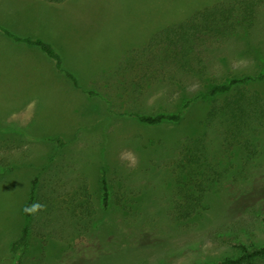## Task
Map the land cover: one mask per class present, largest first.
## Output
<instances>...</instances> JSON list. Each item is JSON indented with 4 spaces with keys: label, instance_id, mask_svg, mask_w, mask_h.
Listing matches in <instances>:
<instances>
[{
    "label": "rangeland",
    "instance_id": "1",
    "mask_svg": "<svg viewBox=\"0 0 264 264\" xmlns=\"http://www.w3.org/2000/svg\"><path fill=\"white\" fill-rule=\"evenodd\" d=\"M229 1L67 0L54 6L0 0L2 28L54 40L79 83L77 89L44 80L39 61L13 51L17 48L0 37V264H209L236 255L228 241L264 245V127L249 152L225 137V119L206 128L211 102L192 106L181 123L161 126L107 111V101L124 109L123 88L113 73L131 52L142 51L157 33L195 12ZM205 60L206 79L263 71L264 0L255 27L213 44ZM162 88L154 85L140 109H162L168 102ZM247 89L264 99V81ZM30 100L33 108L10 115ZM55 137L66 146L60 149ZM201 138L216 169L207 185L212 193L187 217L191 195L180 184L184 148L186 141ZM103 168L115 213L99 205ZM34 179L38 188L30 205L44 207L27 219ZM129 198L135 201L130 210H119L117 204ZM27 225L30 248L18 262L9 245Z\"/></svg>",
    "mask_w": 264,
    "mask_h": 264
},
{
    "label": "trees",
    "instance_id": "2",
    "mask_svg": "<svg viewBox=\"0 0 264 264\" xmlns=\"http://www.w3.org/2000/svg\"><path fill=\"white\" fill-rule=\"evenodd\" d=\"M44 1L61 4L66 0ZM260 6L261 0H230L199 10L186 22L157 33L142 51L131 52L114 70L113 75L119 79V85L123 88L124 109L121 110L123 107L117 109L113 102L107 101V111L112 116L136 118L145 126H161L167 123H181L192 106L199 102H211L204 121L206 128L212 127L220 118L225 119L227 123L225 137L236 139L250 152L254 147V135L264 127V99L258 91H249L247 87L251 83L264 81V69L261 73L253 75L206 79L208 64L205 58L213 44L225 41L239 32L252 30L256 25ZM0 30L17 42L39 48L55 62L59 73L66 75L76 87H79L76 76L65 69V59L52 44L41 39L18 37L2 27ZM194 80L201 84L195 89L191 87ZM154 85L163 87V96L168 102L161 103L162 109L158 107L157 110L152 109L153 112L146 113L143 108L140 109V105L143 104L141 98H145ZM86 93L91 97L99 96L93 91ZM124 96H127L126 101ZM126 102L129 103L127 109ZM52 140L60 149L66 146L62 137H55ZM186 142L181 165V172L185 174L182 173L180 184L186 183L182 186V192H185L187 186L188 195H191L187 198L186 216L189 217L197 211L202 198L204 200L212 193L210 191L212 189L207 185L213 180L216 169L206 156L205 139ZM3 175L4 173L0 174V177ZM99 183L101 211L115 213V195L106 168L101 171ZM37 188L38 180L34 179L31 200L27 206H30L36 197ZM193 189L200 190L201 194L194 192ZM182 196L184 199L187 194ZM134 202V199L129 198L127 201H120L117 206L119 210H130L129 204ZM25 208V217L29 219L30 213L26 212ZM262 223L264 225V218ZM30 239L31 231L27 225L21 236L10 243L9 253L17 257L18 262H21L29 252ZM227 243L237 250L236 255L209 264H263L264 245L258 246L240 239Z\"/></svg>",
    "mask_w": 264,
    "mask_h": 264
},
{
    "label": "crops",
    "instance_id": "3",
    "mask_svg": "<svg viewBox=\"0 0 264 264\" xmlns=\"http://www.w3.org/2000/svg\"><path fill=\"white\" fill-rule=\"evenodd\" d=\"M44 2H46V1H44ZM66 2H67V0L64 3H61V4H52V3H49V2H46V3H48V5L50 4V5H54V6H56V5L57 6H64ZM0 27H2L1 23H0ZM4 29H7L11 33L12 32L15 33L16 36L21 37V38H29V37L33 38L31 36H28L27 34L19 35L16 32L17 28H15L13 26L12 27L11 26H7ZM0 37L5 39V40H7L8 42H10L11 45L13 46V49L17 48V49H14L13 51L22 50V51H24V53L25 52L28 53V55L33 60L39 61L40 67L44 68V69H42L43 74H41V77L44 80H45V78H50L51 77V79L53 80V84H56L58 86H61L62 83H64V82H67V83L70 82L72 84V86H75V84L73 83V81L71 79H69L64 74L59 73V71L56 68L55 62L52 59H50L45 53H43L39 48L29 46V45H27L25 43L17 42L14 38L8 36L4 32H2L1 30H0ZM33 39H41V38H33ZM41 40L52 44L53 47L60 53L59 48H58V46H57V44H56V42L54 40L49 39V38H45V39H41ZM63 58H64V56H63ZM76 88L78 89V87H76ZM33 104H34V101L30 100V102L27 103L26 105H24L22 108L20 107L18 109H15L13 111V113L10 114V115H13L14 117L15 116H19V115L22 116L24 114V112H26V109H29L28 107H32L33 108V106H34Z\"/></svg>",
    "mask_w": 264,
    "mask_h": 264
},
{
    "label": "clouds",
    "instance_id": "4",
    "mask_svg": "<svg viewBox=\"0 0 264 264\" xmlns=\"http://www.w3.org/2000/svg\"><path fill=\"white\" fill-rule=\"evenodd\" d=\"M44 206L39 204L38 202L37 203H34L33 205H30V206H27L25 208V211L28 212V213H33L35 212L36 210H39V209H42Z\"/></svg>",
    "mask_w": 264,
    "mask_h": 264
}]
</instances>
